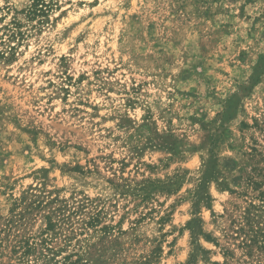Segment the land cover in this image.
Returning a JSON list of instances; mask_svg holds the SVG:
<instances>
[{
  "label": "rangeland",
  "instance_id": "rangeland-1",
  "mask_svg": "<svg viewBox=\"0 0 264 264\" xmlns=\"http://www.w3.org/2000/svg\"><path fill=\"white\" fill-rule=\"evenodd\" d=\"M32 2L0 0V217L41 204L0 264H264V0Z\"/></svg>",
  "mask_w": 264,
  "mask_h": 264
},
{
  "label": "trees",
  "instance_id": "trees-1",
  "mask_svg": "<svg viewBox=\"0 0 264 264\" xmlns=\"http://www.w3.org/2000/svg\"><path fill=\"white\" fill-rule=\"evenodd\" d=\"M32 1L33 2L30 7L31 9L30 13L34 15L37 12H39L37 8L39 6V2L38 0H32ZM29 194H30L29 200H32V198L36 200L32 201L31 203H28L27 205L25 203L21 204V202L18 203L15 202L14 207L9 212L10 214L9 217H5V218L0 217V250L6 249L7 246H10L13 249V253H16L18 249L19 250L23 249L22 251L23 253L21 252L20 255H14V258L17 261V263L22 262V258L24 257V255L28 253L30 250H34V248H32V246L28 244L27 241H23L21 237H19L18 235H14L13 238L15 240H12L13 243L7 245L6 241H4L5 238L1 234L5 232H10L11 228L15 229L16 231H19L20 228L25 225L24 215L30 214L31 211L29 210L35 203L37 206L34 208V210L39 208L41 204V202H39L38 200L39 196L34 194L33 192ZM54 200H51L50 202L48 201V203L46 202L42 206V208H44L46 205H51L49 203L53 202ZM20 206L22 207L18 211H16ZM22 208L23 211H21ZM43 217L46 223L44 232L56 233L55 232L56 230L59 231L62 230V225L64 224L66 225L65 221L67 220V218H65V216H63V214L61 213V208H49Z\"/></svg>",
  "mask_w": 264,
  "mask_h": 264
}]
</instances>
